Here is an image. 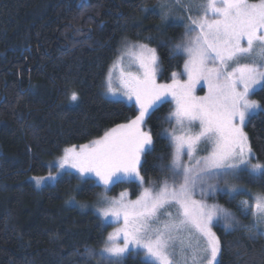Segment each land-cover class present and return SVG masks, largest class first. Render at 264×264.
<instances>
[{
    "label": "snow or ice",
    "instance_id": "snow-or-ice-1",
    "mask_svg": "<svg viewBox=\"0 0 264 264\" xmlns=\"http://www.w3.org/2000/svg\"><path fill=\"white\" fill-rule=\"evenodd\" d=\"M156 8L141 10L154 11L166 26L174 13H180L170 23L182 26L184 34L171 54L185 57L183 73L173 72L171 83H157L156 49L124 40V51L112 65L119 71L118 83L114 86L110 70L104 86L113 102L124 103L120 97L126 98L138 114L88 144L65 148L57 167L74 169L85 178V186L100 189L94 193V215L101 228L112 221L119 225L98 253L105 264H120L131 251L144 253L143 264H219L222 243L214 227L220 225L226 233L244 229L250 239L264 237V193H248L251 199L237 206L239 217L251 218L249 224L227 208L207 203L209 196L224 191L218 184L228 177H247L264 186V161L254 154L244 131L258 110L264 112V104L250 98L258 87L264 90V0H158ZM201 82L207 93L198 97L194 93ZM169 96L175 108L163 120L170 128L160 135L173 150L166 166L172 183L165 179L158 188L151 182L146 187L142 157L153 150V133L144 125ZM70 99L78 102L79 94L73 91ZM201 144L208 146L207 154L197 157ZM60 176L49 174L36 183ZM121 183L138 184L136 199L127 191L108 195ZM243 193L247 189L232 187L225 194L235 200ZM69 204L75 205L74 197ZM177 238L179 261L170 250Z\"/></svg>",
    "mask_w": 264,
    "mask_h": 264
},
{
    "label": "trees",
    "instance_id": "trees-1",
    "mask_svg": "<svg viewBox=\"0 0 264 264\" xmlns=\"http://www.w3.org/2000/svg\"><path fill=\"white\" fill-rule=\"evenodd\" d=\"M157 3L0 0V264H105L94 254L107 229L93 211L69 204L73 197L94 200L100 189L85 186V178L71 171L43 187L30 177L47 174L66 147L85 144L138 114L104 94L105 77L124 40L155 46L161 80L182 69L185 57L171 51L183 27L166 26L154 11L141 10L158 11ZM73 91L78 102L70 99ZM252 97L264 104V90ZM171 110L167 101L147 118L153 133V150L141 167L147 182L169 176L173 150L160 134L169 126L163 120ZM245 132L264 161V112L248 121ZM220 198L237 211V197ZM216 231L222 243L219 264H264V237L250 239L244 229L226 233L220 225ZM144 261L130 254L120 264Z\"/></svg>",
    "mask_w": 264,
    "mask_h": 264
},
{
    "label": "rangeland",
    "instance_id": "rangeland-1",
    "mask_svg": "<svg viewBox=\"0 0 264 264\" xmlns=\"http://www.w3.org/2000/svg\"><path fill=\"white\" fill-rule=\"evenodd\" d=\"M253 2H254V0H253ZM158 4V3H157ZM156 4V5H157ZM155 9H157L156 8V6H155ZM180 13H174L173 14V16L172 17H170L169 18V22H171V19H173L174 18V16L175 15H179ZM193 14H195V10H193ZM164 22V21H163ZM166 23V22H165ZM168 23V22H167ZM183 34H184V28H183V32H182V35H181V38H180V40L178 41V43H181V41H182V37H183ZM126 40H128V41H130V42H132V43H145V44H148V46L149 47H151V48H155V46H153L150 42H148V41H144V40H135V39H126ZM177 43V44H178ZM156 49V48H155ZM124 51V48H123V43L121 44V47L119 48V51H118V53H117V55H116V57L114 58V60L112 61V63L110 64V67H109V70H108V72H107V74L109 73V71L111 70L112 71V78H113V83H114V86L118 83V76H119V71H118V69H112V65H113V62L114 61H116V59H117V57L122 53ZM158 55V54H157ZM242 62H248L247 60H245V61H242ZM128 63H129V61H128V58L125 56V59H124V61H123V64H124V67L127 69V67H128ZM132 71H135V67L133 66V68L131 69ZM176 73H178V74H180V73H183V67H182V69L180 70V71H176ZM107 76V75H106ZM182 80H186L187 79V76L185 75V76H181L180 77ZM156 80H157V83H160V84H165V83H171V77H170V79L169 80H161V78H160V66H159V69H158V71H157V75H156ZM257 90H259V87L257 88ZM106 92H107V90H106V87L104 86V94H105V96L106 97H108V98H110V99H114V98H112L111 96H108L107 94H106ZM207 93V87L206 86H204L203 85V83L201 82V84H198V85H196V88H195V95L196 96H204L205 94ZM251 99H253V100H255L252 96L250 97ZM120 99H122V100H124L125 102H127L126 101V98H123V97H120ZM167 101H170L171 103H172V110H174V108H175V101H173L172 100V97L171 96H169V97H167ZM128 104H129V102H127ZM171 110V111H172ZM170 111V112H171ZM259 112V110L257 111V113ZM169 115V114H168ZM133 119V118H132ZM129 121V120H128ZM128 121H126V122H123V123H120V124H124V123H127ZM248 122H246V124H247ZM116 126V125H115ZM115 126H113V127H115ZM112 127V128H113ZM144 128H145V130L147 131V130H149L148 129V127H147V118H146V123H145V125H144ZM170 128V126H168L167 127V129H169ZM111 129V128H110ZM244 131H245V127H244ZM246 133V132H245ZM99 138V137H98ZM98 138H95V139H98ZM94 140V139H93ZM92 141V140H91ZM90 142V141H89ZM89 142H87V143H85V144H88ZM81 145H83V144H81ZM78 146H80V145H78ZM77 146V147H78ZM70 147H72V146H70ZM206 147H208L207 145H204V144H201L200 145V148H199V151H198V153H197V157H199V156H203V155H206L207 154V152L205 151V148ZM66 148H68V147H66ZM62 155H63V152H62V154H60L53 162H51L50 164H49V167H50V169H49V172L47 173V174H45V175H36V176H31L30 177V179L31 180H33L34 181V183L37 185V187H43V186H45V185H47V184H54V183H56V181L61 177H59L57 180H46L45 182H43V183H41V184H37L36 183V179H38V178H45V177H48L49 176V174H51L53 177H55V176H57V173L58 172H60L61 173V175L64 173V172H67V171H71V172H75V170L74 169H59L57 166H58V164H59V161H60V158L62 157ZM184 162L185 163H188V159H187V157L185 156L184 158ZM142 161H143V157H142ZM255 162V161H254ZM171 163V162H170ZM141 175H143L142 174V172H141ZM165 179H167L168 181H169V183L171 184L172 183V179H171V176H170V173H169V176H167ZM164 179V180H165ZM163 180V181H164ZM149 182H151V185H154L155 187H159L160 185H161V183L162 182H158V181H155V180H151V181H149ZM127 185H124V186H122L121 184H119V185H117V186H114L113 188H112V191L111 192H109V196L110 197H115V196H118V194L120 193V192H122V191H127L128 193H129V198L130 199H132V200H134V199H136V197H137V195L140 193V191H141V188L138 186V184H136V186L135 185H132L133 183H126ZM145 186L147 187V186H149V184L147 183V181H146V184H145ZM232 187H236V188H244V189H247V193H243V194H240V195H237L236 197V199H238V205H239V203H240V201H242V200H250L251 198H250V196L248 195V193H251V194H257V193H264V189L262 188V185L260 184V183H256V182H249V179L247 178V177H243V178H241V179H235V178H232V177H228V178H226V182H220L219 184H218V188L219 189H224V191L223 192H221V191H217V193H216V195H215V197H211V196H209L208 198H207V203H209V204H219V205H221V206H223V207H225V208H227L228 210H230V211H232V212H234V213H238L237 214V216H238V218H240L241 220H242V222L244 223V224H249L250 222H251V218H249V219H244L243 217H239V212L238 211H235L234 209H232L231 207H229L228 205H227V203H223L222 201H221V196H225L226 194V192L228 191V189H230V188H232ZM134 193H136L135 195H134ZM226 197L228 198V200H229V197L226 195ZM196 199H200V196H199V194H197V196L195 197ZM96 199L97 198H95L94 200H84V201H79V200H75V206H77V207H79L80 209H82V210H91V211H95V207L94 206H96ZM80 205H85V207H81ZM237 205V206H238ZM174 211V210H173ZM162 219H163V217H162ZM119 225H117L114 221H112V222H110V223H108V224H106L105 225V227L104 228H106L107 229V231H106V235H105V238H104V241H103V244H102V246H100L98 249H96L95 250V256H97V258H99V259H101L100 258V256L98 255V253H100L102 250H103V248L105 247V240H106V237H107V235H108V233H110V232H113L114 231V229L116 228V227H118ZM216 233H217V231H216V227H214V229H213ZM218 235V234H217ZM187 238H186V235H185V240H186ZM180 248H181V245H180V238H177L176 240H175V242H174V248L173 249H170V250H172V251H174L175 253H176V259H177V261H179L180 260ZM130 254H134V255H137V252L136 251H131V252H129V253H126L125 254V256L124 257H122V258H120V262L121 261H124L125 260V258L126 257H128ZM140 256H141V258H143L144 260H145V256H144V253L141 251L140 252ZM220 259V255L218 256V260Z\"/></svg>",
    "mask_w": 264,
    "mask_h": 264
}]
</instances>
